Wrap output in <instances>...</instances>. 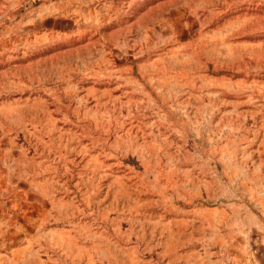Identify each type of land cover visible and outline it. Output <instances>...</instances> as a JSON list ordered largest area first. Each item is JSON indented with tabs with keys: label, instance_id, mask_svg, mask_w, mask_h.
Wrapping results in <instances>:
<instances>
[{
	"label": "rangeland",
	"instance_id": "374dc122",
	"mask_svg": "<svg viewBox=\"0 0 264 264\" xmlns=\"http://www.w3.org/2000/svg\"><path fill=\"white\" fill-rule=\"evenodd\" d=\"M264 0H0V264H257Z\"/></svg>",
	"mask_w": 264,
	"mask_h": 264
},
{
	"label": "crops",
	"instance_id": "0c3cea01",
	"mask_svg": "<svg viewBox=\"0 0 264 264\" xmlns=\"http://www.w3.org/2000/svg\"><path fill=\"white\" fill-rule=\"evenodd\" d=\"M257 259H256V263L257 264H264V252L262 251H257Z\"/></svg>",
	"mask_w": 264,
	"mask_h": 264
}]
</instances>
